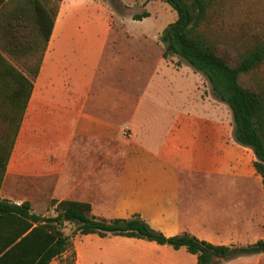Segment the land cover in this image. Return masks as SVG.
Returning a JSON list of instances; mask_svg holds the SVG:
<instances>
[{"label": "crops", "instance_id": "0c3cea01", "mask_svg": "<svg viewBox=\"0 0 264 264\" xmlns=\"http://www.w3.org/2000/svg\"><path fill=\"white\" fill-rule=\"evenodd\" d=\"M42 1L53 13L54 0ZM86 7L59 4L38 76L28 44L10 49L0 33V200L28 202L36 214L53 199L86 202L97 217L139 215L166 237L188 233L216 246L264 240L262 178L253 151L235 139L229 107L210 84L202 90L192 67L163 58L165 27L146 26L128 40L144 52L123 54L110 37L123 23L83 35ZM70 17L79 23L68 42ZM65 42L83 51L58 53ZM74 246L76 264H198L185 248L137 238L92 234ZM220 264H264V253Z\"/></svg>", "mask_w": 264, "mask_h": 264}, {"label": "trees", "instance_id": "16d2710c", "mask_svg": "<svg viewBox=\"0 0 264 264\" xmlns=\"http://www.w3.org/2000/svg\"><path fill=\"white\" fill-rule=\"evenodd\" d=\"M51 13L42 0H0V33L8 47L25 42L36 55L38 76L44 53L54 31L59 4ZM151 1V0H148ZM177 13V20L163 31V58L177 57L209 82L214 96L225 103L233 116L236 141L250 148L254 167L264 187V84L246 86L264 66V34L244 32L237 36L215 31L218 5L223 0H164ZM150 17L144 11L134 20ZM247 27V26H245ZM264 33V32H263ZM258 34V33H257ZM33 83L30 81V91ZM9 157L5 158L4 169ZM2 178H0V185ZM50 215L36 214L28 202L21 205L0 200V264H76L74 239L81 235L102 238L123 236L156 242L197 256L198 264H220L241 256L264 253V240L243 247L216 246L188 233L166 237L139 215L129 219H104L92 213V205L71 200L50 201Z\"/></svg>", "mask_w": 264, "mask_h": 264}, {"label": "rangeland", "instance_id": "374dc122", "mask_svg": "<svg viewBox=\"0 0 264 264\" xmlns=\"http://www.w3.org/2000/svg\"><path fill=\"white\" fill-rule=\"evenodd\" d=\"M82 2L85 3L87 7L85 8L84 16L80 18L79 22L89 26V30H86L83 35L89 39L98 38L102 36L99 35V33L102 32V26H105L108 21L123 23V26L120 27L121 29H116L115 32L110 34L111 38L118 40L117 51L123 54H134L136 51V55H141L142 52H144H141L138 45H131L129 41L131 37H140L141 34L145 32L146 26L149 25L150 28H153L152 30L155 31L158 27L159 29L160 27L166 28L173 22L171 17L172 9L164 0H154L151 4L148 0H82ZM222 3V5H218V17L214 26L216 28V33L220 34V36L226 33L228 36H237L241 38L243 42L249 40L243 36L244 32L256 33L259 37H263L264 0H223ZM147 5H149V10L152 15L140 21L133 20L135 15L142 14L144 11L148 10ZM173 12L177 15L174 10ZM75 19L76 18H68L66 24L67 28H64L63 34L68 42H70L68 36L72 37L74 34V27L79 23L78 21L76 22ZM69 23L73 24V27L68 25ZM126 33H128V35H126ZM72 47H74V49H72ZM92 48L93 47L90 46L85 52H92ZM57 51L58 53L66 52L70 55H77V53H81L83 50L79 46L77 47V45L71 46V44L65 42V44H61L60 47L58 46ZM156 58L157 57H151L149 64L155 63L154 61ZM169 60L172 61L174 66L180 65L186 70H191V67L180 59L172 60L171 57ZM197 76L199 80H201L200 86H202V90L204 89V85L208 88L209 83L207 79L202 74L199 75V73ZM256 82L264 84V66L253 77L244 79L246 86L255 85ZM211 95L215 100L217 99L213 92ZM229 114L232 117L231 111H229ZM50 214L47 212L44 213V215Z\"/></svg>", "mask_w": 264, "mask_h": 264}]
</instances>
